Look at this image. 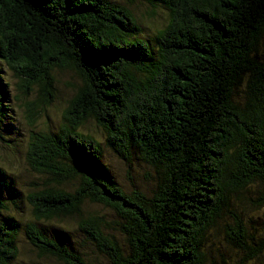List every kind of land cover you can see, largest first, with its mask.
<instances>
[{
    "label": "trees",
    "instance_id": "obj_1",
    "mask_svg": "<svg viewBox=\"0 0 264 264\" xmlns=\"http://www.w3.org/2000/svg\"><path fill=\"white\" fill-rule=\"evenodd\" d=\"M143 1L0 0V129L14 115L2 65L21 96L38 91L29 115L53 101L55 69L73 66L89 85L68 105L76 121L28 144L31 170L49 177L27 197L34 220L24 233L40 258L90 264L79 232L111 264H202L207 235L244 193L254 188L264 208V0H157L169 20L155 58L131 10ZM90 118L110 152L127 161L135 151L155 171L150 191L115 180L100 143L76 131ZM6 178L0 168V264L16 260L21 231L1 196ZM86 203L116 212L126 247L101 217L81 213ZM70 216L78 230L54 224ZM245 223L236 215L226 225L229 243L264 264V229Z\"/></svg>",
    "mask_w": 264,
    "mask_h": 264
},
{
    "label": "rangeland",
    "instance_id": "obj_2",
    "mask_svg": "<svg viewBox=\"0 0 264 264\" xmlns=\"http://www.w3.org/2000/svg\"><path fill=\"white\" fill-rule=\"evenodd\" d=\"M133 16L142 25L139 38L147 44L155 58L158 51L157 34L163 28L168 20V12L163 5L157 3V0H145L131 6ZM259 52L264 59V39L259 47ZM4 70L3 77L9 85L12 98V108L14 109L13 119H6L0 129V168L6 173L5 184L2 197H6L8 205V214L12 215L20 224L21 231L17 236L16 244L18 247V256L12 264H63L57 260L40 258L34 247L27 241L24 233V227L32 222V206L28 201V194L36 192L49 182V177L45 174H39L31 170L28 160V144L31 136L38 132H57L60 129L68 128L76 121L75 115L69 113L68 105L81 89L88 88V81L73 66L71 68L55 69L52 72L54 78V98L50 105L39 104L32 113H27V108L32 106L38 97V91L30 97H23L17 91V79L12 76V71L2 65ZM238 104L244 106L245 98L239 93L236 95ZM29 104V105H28ZM71 121V122H70ZM76 131L83 135L91 136L99 142L104 149V163L108 166L112 176L123 187L125 191H131L134 187L147 192L155 185L157 177L155 171L149 168L137 158L134 151L129 160L118 158L115 154L106 148L107 133L103 126L95 119L90 118L86 123ZM78 184V179L73 182ZM258 197L254 188L243 194L242 202L238 204L231 213H225L221 221L222 229L216 231L214 235H207L204 241L203 263L202 264H249L241 250L230 245L233 237L227 224L233 226V219L238 215L243 220L246 229L254 226L259 232L264 229V208L259 207L252 200ZM83 215H96L104 221V229L112 235L116 241L126 247L127 240L121 234L118 223L120 219L116 212L98 204L86 203L81 207ZM4 214V213H2ZM70 216L54 224L58 227L68 229L71 232L78 230L76 218ZM122 222V221H121ZM225 225V226H224ZM82 234L75 233L82 258H85L90 264H111L110 260L100 254L96 248L85 242H82Z\"/></svg>",
    "mask_w": 264,
    "mask_h": 264
}]
</instances>
